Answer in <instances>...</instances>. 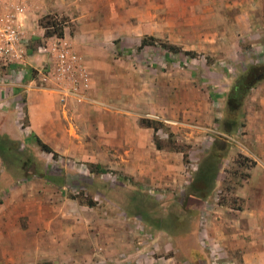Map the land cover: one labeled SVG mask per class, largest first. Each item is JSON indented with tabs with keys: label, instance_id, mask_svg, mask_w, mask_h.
<instances>
[{
	"label": "rangeland",
	"instance_id": "1",
	"mask_svg": "<svg viewBox=\"0 0 264 264\" xmlns=\"http://www.w3.org/2000/svg\"><path fill=\"white\" fill-rule=\"evenodd\" d=\"M159 1L162 10L116 12L114 58L93 71L105 82L85 88L108 106L62 114L57 157L32 137L25 94L16 99V136L29 165L24 177L13 166L0 174V264H244L227 237L241 208L236 187L256 164L245 155L244 130L255 100L241 78L264 65V0ZM43 4L27 0L34 13ZM146 35L158 41L140 49ZM161 42L183 51L168 53ZM28 43L45 52L41 41ZM92 43L103 62L108 44ZM237 82L242 91L230 108ZM7 120L0 113V126ZM91 164L106 173H90Z\"/></svg>",
	"mask_w": 264,
	"mask_h": 264
},
{
	"label": "crops",
	"instance_id": "2",
	"mask_svg": "<svg viewBox=\"0 0 264 264\" xmlns=\"http://www.w3.org/2000/svg\"><path fill=\"white\" fill-rule=\"evenodd\" d=\"M45 1L46 4H43L42 12L39 13L32 12L33 10L27 5V0L17 1L24 8L26 15L24 22L29 24L27 40H31L32 43L41 41L42 45L38 49H50L55 37H46V29L42 27L40 21L46 15L55 12L69 16L64 25V37L61 41L78 55L86 77L91 80V83L98 82V84L104 83L105 80L94 75L97 67L107 70L109 63L106 60L110 61L114 58L115 48H112L110 42L117 39L116 30L120 26L121 18L118 13L128 9L133 10L132 8L137 5L139 6L136 8H141L147 13L148 9H153L156 5L159 10L164 9L159 0L157 3H155L156 0L150 3V8L148 0H108L109 4L106 6L109 8L108 13L103 10L105 6L101 7L98 4L96 6L84 5V3L73 4L75 0ZM203 3L208 1L204 0ZM116 12H118L117 15ZM197 12L201 18L210 17L207 14L209 11L198 10ZM158 13L157 10L151 16L158 18ZM92 40L99 44L105 42L108 44L109 52H106L103 62L95 61L97 58H94L95 48H93ZM53 63V57L46 51L39 53L38 50L33 51L29 48L21 63L0 66V113L8 115V120L0 126V134H6L14 140L17 138V141L21 139L18 135L16 136V99H19L22 94H25L26 98L28 128L31 134L39 137L53 150L58 147L61 131L57 120L61 119L62 114L69 110H82L86 105L88 110H102L100 108L108 106L105 102L93 98L94 95L99 97L97 93L94 94V88L88 92L82 88L75 94L50 86V82L44 84L47 87H39L37 84L41 83L43 78L39 72L52 69ZM251 93L255 101L253 107L245 110L244 130L248 146L245 155L253 159L256 164L244 179L243 185L236 187L235 195L240 200L241 208L236 210L238 215L235 225L229 224L230 228L234 226L237 228L228 229L227 243H229L230 251L239 252L244 264H264V83L253 88ZM87 99L90 102L85 101ZM238 134L239 131L236 135ZM2 172H4V164L1 160L0 174Z\"/></svg>",
	"mask_w": 264,
	"mask_h": 264
},
{
	"label": "built area",
	"instance_id": "3",
	"mask_svg": "<svg viewBox=\"0 0 264 264\" xmlns=\"http://www.w3.org/2000/svg\"><path fill=\"white\" fill-rule=\"evenodd\" d=\"M17 1L0 0V66L21 63L28 53L29 43L23 26L26 15L23 6ZM59 26L64 31V25L61 22ZM54 37L55 40L50 49L40 48L50 53L54 63L52 69L39 72L43 78L37 85L44 88L46 86L44 84L50 82L64 92L77 94L82 88H87L89 79L86 77L78 55L61 41L62 38Z\"/></svg>",
	"mask_w": 264,
	"mask_h": 264
},
{
	"label": "trees",
	"instance_id": "4",
	"mask_svg": "<svg viewBox=\"0 0 264 264\" xmlns=\"http://www.w3.org/2000/svg\"><path fill=\"white\" fill-rule=\"evenodd\" d=\"M40 24L42 27L46 29V37H52V36H57L59 38L64 37V31L63 29L58 25L60 22H58L54 17L51 15H47L42 20L40 21ZM50 27H55L53 30H50ZM158 40L155 37L152 36H145L143 37L140 45V49H143L147 46L154 45ZM162 47L165 48L168 53H174V54H179L182 53V49L178 47L175 44L169 43V42H161ZM185 55H189L191 57H195L196 54L194 52H183ZM251 75L249 80L247 77L245 78L244 76L241 78L246 82V93L247 96L250 94L251 90L255 87L258 86V84L264 82V65L259 66V67H251ZM245 78V79H244ZM241 79L238 81L240 82ZM237 82V84L233 88V93L230 94L229 100H228V106L231 108L233 106H236L235 104V99L237 92L242 91L240 84ZM157 122H154L152 120L148 119H142L141 124L145 125L148 128L154 129L156 132L159 131L158 125L156 124ZM34 137L35 142L37 143L38 146L41 147V149L47 153L53 154L54 157H57L58 154L47 144H45L39 137L32 135ZM30 139H27L29 141ZM156 145L158 149H162L163 147L161 146V142L157 141L156 139ZM24 154L25 151L21 147L20 141L12 139L10 136L6 134H0V158L4 164V167L8 168L13 166L16 167V177H24V174H26V170H24V167L29 165L27 161H24ZM27 162V163H26ZM20 168V169H19ZM23 168V171L21 170ZM89 171L90 173H106L107 170L102 168L100 165H94L91 164L89 165ZM24 173V174H23ZM46 179L50 183H54V180L51 176L47 175ZM55 184V183H54ZM90 206H94L93 203L89 204Z\"/></svg>",
	"mask_w": 264,
	"mask_h": 264
}]
</instances>
